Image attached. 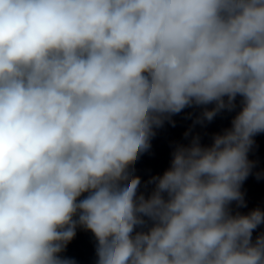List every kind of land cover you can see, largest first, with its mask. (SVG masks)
I'll use <instances>...</instances> for the list:
<instances>
[{
	"label": "clouds",
	"instance_id": "obj_1",
	"mask_svg": "<svg viewBox=\"0 0 264 264\" xmlns=\"http://www.w3.org/2000/svg\"><path fill=\"white\" fill-rule=\"evenodd\" d=\"M237 97L139 192L155 129ZM261 133L264 0H0V264H76L78 227L97 264H264V210L232 209Z\"/></svg>",
	"mask_w": 264,
	"mask_h": 264
},
{
	"label": "water",
	"instance_id": "obj_2",
	"mask_svg": "<svg viewBox=\"0 0 264 264\" xmlns=\"http://www.w3.org/2000/svg\"><path fill=\"white\" fill-rule=\"evenodd\" d=\"M240 98L237 97V108L231 112L224 110L220 112L211 122L203 124L195 123L200 116L202 108L189 107L181 113L172 117L174 125L165 121L162 127L155 129V135L151 138V147L142 153L133 166V175L141 178L140 193L147 198L154 188V184L148 183L151 177L162 175L171 166L172 153L177 145H189L194 136L200 137L202 146H210L215 134H222L224 130L231 127V121L240 110ZM209 108L212 105L208 106ZM188 136H185V133ZM255 144L249 154V159L256 161L252 174L243 183L241 191L244 193L246 207L237 208L232 205L233 212L247 214L259 207L264 210V133L254 137ZM257 173L261 177L257 178ZM83 194L81 199L86 196ZM147 219V218H145ZM151 226V222H148ZM138 231L141 229H137ZM144 230H147L145 228ZM264 233V224H261L253 232V241L256 236ZM97 241L94 235L82 227L76 230V236L68 243L65 251L61 254L64 257L72 258L76 264H97L96 257Z\"/></svg>",
	"mask_w": 264,
	"mask_h": 264
}]
</instances>
